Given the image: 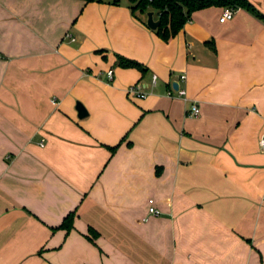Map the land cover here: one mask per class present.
Here are the masks:
<instances>
[{"label": "crops", "instance_id": "1", "mask_svg": "<svg viewBox=\"0 0 264 264\" xmlns=\"http://www.w3.org/2000/svg\"><path fill=\"white\" fill-rule=\"evenodd\" d=\"M221 8L162 40L127 0H0V264H264V22Z\"/></svg>", "mask_w": 264, "mask_h": 264}, {"label": "trees", "instance_id": "2", "mask_svg": "<svg viewBox=\"0 0 264 264\" xmlns=\"http://www.w3.org/2000/svg\"><path fill=\"white\" fill-rule=\"evenodd\" d=\"M84 2H102L107 1L116 4L119 0H82ZM130 12L137 11L145 14L151 11L154 18L158 20V25L153 30L162 40H167L173 36L189 13L193 10L201 9L210 5L228 6L231 8H242L264 22V17L253 9L245 0H127ZM117 63L121 66H132L139 70L142 67L130 60L117 57ZM71 214L66 215L60 223V227L67 229L70 224Z\"/></svg>", "mask_w": 264, "mask_h": 264}, {"label": "built area", "instance_id": "3", "mask_svg": "<svg viewBox=\"0 0 264 264\" xmlns=\"http://www.w3.org/2000/svg\"><path fill=\"white\" fill-rule=\"evenodd\" d=\"M233 15V8L228 7V6H224L221 8L219 17H218V22H225L231 19ZM106 78L109 80L110 76H111V70H106L105 72ZM177 79L179 81H183L184 79V75L183 74H179L177 76ZM155 83V75H151V86H153ZM125 95L133 98V99H143L146 97V95L148 93L143 92L138 84H132L129 85L125 88L124 90ZM164 95H166L169 98H173V97H180V98H184L185 97V90L183 88L178 87L176 89H173L170 85L165 89L164 91ZM199 110H198V106L196 103L191 102L187 109L185 110V116L186 117H195L198 114ZM258 146H259V150L264 152V137H261L258 141ZM146 214L148 216H155L159 214V211L151 206L148 205L146 208Z\"/></svg>", "mask_w": 264, "mask_h": 264}, {"label": "water", "instance_id": "4", "mask_svg": "<svg viewBox=\"0 0 264 264\" xmlns=\"http://www.w3.org/2000/svg\"><path fill=\"white\" fill-rule=\"evenodd\" d=\"M144 15H145V19H144L145 26L150 30H154L156 28V26L158 25V20L153 19L151 11H146ZM171 87L173 89H176L177 88V82H172ZM74 110L76 112V117L78 119H81L86 114L82 105L77 101L74 103Z\"/></svg>", "mask_w": 264, "mask_h": 264}]
</instances>
